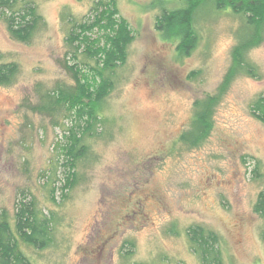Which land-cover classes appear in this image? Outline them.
I'll return each mask as SVG.
<instances>
[{
    "label": "rangeland",
    "instance_id": "rangeland-1",
    "mask_svg": "<svg viewBox=\"0 0 264 264\" xmlns=\"http://www.w3.org/2000/svg\"><path fill=\"white\" fill-rule=\"evenodd\" d=\"M154 1L115 0L134 38L64 195L56 179L66 171L61 147L72 116L35 106L46 90L74 82L65 62L87 69L66 37L74 23L93 19L94 0H16L42 18L28 41L12 37L0 14V62L18 68L0 85V211L12 221L17 200L32 196L54 221L47 247L22 245L31 264H201L184 231L193 224L219 235L224 264H264V219L254 211L264 189V122L251 112L264 96V22L245 53L255 75L238 70L223 86L232 48L248 32L242 17L201 5L198 42L184 56L155 30ZM207 95L217 96L209 132L196 145L180 140L194 101ZM125 240L134 242L128 257Z\"/></svg>",
    "mask_w": 264,
    "mask_h": 264
},
{
    "label": "trees",
    "instance_id": "trees-1",
    "mask_svg": "<svg viewBox=\"0 0 264 264\" xmlns=\"http://www.w3.org/2000/svg\"><path fill=\"white\" fill-rule=\"evenodd\" d=\"M182 1L183 5L177 8H168L161 0L154 1L155 5L161 7L154 21V28L161 39L173 41L180 55H190L198 42V33L194 27L197 9L206 3H211L216 9L230 7L242 17L248 32L232 48V63L222 85L227 84L238 70L254 76V68L246 62L245 53L262 38L264 0ZM93 3V19L74 23L66 37L69 45L73 47L74 53L71 56L76 58V52L83 54L87 60V69L83 70L78 62H65L64 66L74 82L69 86L46 90L43 92L42 102L35 106L40 111L63 110V113L72 116V123L67 128L66 139L61 147L62 165L66 171L64 176L62 174L56 179L63 195L74 183V169L79 159L88 156L89 147L84 142V137L96 133L94 125L99 121V107L112 89L114 70L125 62L127 48L134 38L133 31L128 21L120 15L115 0H94ZM15 4L16 0H0V14L12 37L19 41H28L40 23L41 15L30 2L19 7ZM89 60L95 64L89 63ZM17 70L14 62H0V85L11 83ZM216 101L215 95H207L194 101L193 118L190 126L180 134V140L192 145L203 140L212 125L211 115ZM251 112L264 122V96L260 95L254 100ZM55 190L56 187L51 188L52 199ZM254 211L264 219V189L257 196ZM53 229L52 215L39 209L32 196L17 200L12 221L3 209L0 211V264H31L22 245L36 249L47 247L52 242ZM170 231L177 233L174 228H170ZM184 231L201 264H224L220 239L216 232L199 224L190 225ZM260 237L264 242V228ZM125 242L122 248L124 253L121 254L128 257L133 252L134 242ZM125 264L143 263L129 261Z\"/></svg>",
    "mask_w": 264,
    "mask_h": 264
}]
</instances>
